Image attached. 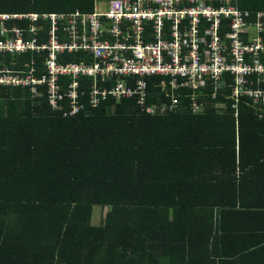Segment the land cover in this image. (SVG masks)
<instances>
[{"label":"trees","instance_id":"1","mask_svg":"<svg viewBox=\"0 0 264 264\" xmlns=\"http://www.w3.org/2000/svg\"><path fill=\"white\" fill-rule=\"evenodd\" d=\"M237 4L264 11V0ZM93 8L0 0L11 14ZM37 24L43 41L49 23ZM42 59L28 51L0 64L17 71ZM148 81L147 105L165 102L159 79ZM225 83L214 94L186 89L164 114L109 98L75 116L0 87V264H264V108L237 104L230 75ZM93 206L110 208L102 226L91 225Z\"/></svg>","mask_w":264,"mask_h":264},{"label":"built area","instance_id":"2","mask_svg":"<svg viewBox=\"0 0 264 264\" xmlns=\"http://www.w3.org/2000/svg\"><path fill=\"white\" fill-rule=\"evenodd\" d=\"M237 2L109 0L89 13H0V57L28 51L43 57L41 65L25 63L17 71L0 64V87L44 95L63 116L109 98L134 99L146 113L164 114L178 108L186 89L210 85L214 94L230 75L237 104L247 97L264 108V11ZM26 20V28L9 25ZM39 20L49 23L43 41ZM152 78L167 100L148 106Z\"/></svg>","mask_w":264,"mask_h":264},{"label":"rangeland","instance_id":"3","mask_svg":"<svg viewBox=\"0 0 264 264\" xmlns=\"http://www.w3.org/2000/svg\"><path fill=\"white\" fill-rule=\"evenodd\" d=\"M104 5L99 4L98 7L102 8ZM110 209L107 206H93L92 216H91V225L93 226H102L103 217L107 210Z\"/></svg>","mask_w":264,"mask_h":264},{"label":"crops","instance_id":"4","mask_svg":"<svg viewBox=\"0 0 264 264\" xmlns=\"http://www.w3.org/2000/svg\"><path fill=\"white\" fill-rule=\"evenodd\" d=\"M97 1H98V2H97ZM97 1L94 0V8H95V4H96V3H98V5H99L101 2H102V3L107 2V1H104V0H97ZM108 1H109V0H108ZM102 3H101V4H102ZM98 5H97V6H98ZM102 5H104V4H102ZM104 7H105V5L103 6V8H104ZM94 8H93V10H94Z\"/></svg>","mask_w":264,"mask_h":264}]
</instances>
